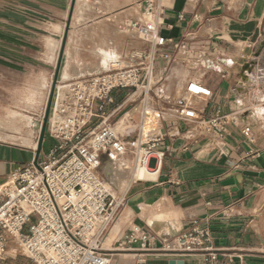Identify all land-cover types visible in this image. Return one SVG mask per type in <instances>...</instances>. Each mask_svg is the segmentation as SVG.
<instances>
[{"label":"built area","instance_id":"obj_1","mask_svg":"<svg viewBox=\"0 0 264 264\" xmlns=\"http://www.w3.org/2000/svg\"><path fill=\"white\" fill-rule=\"evenodd\" d=\"M176 1L135 4L139 13L127 26L145 44L143 50L112 58L106 70L58 81L47 134L59 144L45 159L15 169L0 182V264L16 260L18 252L32 264H112L116 253L127 251L200 253L208 261L217 259L211 229L199 220L175 236L138 224L128 226L111 247L106 246L126 208V194L136 183L158 181L172 141L183 139V151L205 139L221 149L229 124L245 137L252 133V127L241 121L252 111V103L224 111L213 105L214 92L204 82L209 71L227 75L217 58L219 36L211 29L216 17L208 10L203 15L199 6L226 5V0H182L178 21L197 28L179 38L162 31L165 15L175 10ZM206 22L210 29L206 38H200ZM249 63L255 67L253 59ZM184 70L191 74L180 75ZM260 77L264 80V73ZM118 91L121 101L113 106ZM120 121L123 131L117 126ZM109 162L127 164L130 172L158 171V176L133 177L126 189L119 190L104 171Z\"/></svg>","mask_w":264,"mask_h":264},{"label":"crops","instance_id":"obj_2","mask_svg":"<svg viewBox=\"0 0 264 264\" xmlns=\"http://www.w3.org/2000/svg\"><path fill=\"white\" fill-rule=\"evenodd\" d=\"M138 1L76 0L72 8L73 0H0V92L4 81L13 80L11 77L25 83L50 81L68 25L60 82L106 70L112 58L143 50L145 44L123 30V25L137 17ZM175 6L166 13L162 31L179 38L197 25L179 22L177 12L183 8V1L177 0ZM132 9L135 15H131ZM207 10L217 20L211 29L219 36L217 58L223 61L227 75L209 71L204 78L206 85L208 77L216 75L221 80L216 91L207 85L214 92L213 105L231 111L250 101L258 102L264 98V80L260 77L264 50L258 58L253 54L264 41V0H240L235 8L221 3L199 6L203 15ZM209 26L206 22L198 37L206 38ZM132 39L137 40L136 45ZM251 59L255 67L245 70ZM32 96L37 98L35 93ZM114 96H121V91ZM256 110L259 114L255 116L251 111L241 117L252 127L251 136H243L239 127L229 124L221 149L213 148L205 139L183 151V139L172 141L158 181L132 185L126 194V208L106 242L119 236L132 208L134 222L160 235L175 236L194 220L201 221L211 229V245L219 251L217 259L208 261L200 253L172 256L127 251L116 253L112 264H169L171 259L183 260L184 264H264V125L263 109ZM46 143L55 145L57 141L45 138L41 153ZM35 157L33 146L0 139V182ZM150 214L166 218L150 224Z\"/></svg>","mask_w":264,"mask_h":264},{"label":"rangeland","instance_id":"obj_3","mask_svg":"<svg viewBox=\"0 0 264 264\" xmlns=\"http://www.w3.org/2000/svg\"><path fill=\"white\" fill-rule=\"evenodd\" d=\"M240 0H226L227 5L230 7H237ZM131 15H135V10L132 9ZM217 22V20H215ZM128 23L123 25V30L127 31L131 38L135 36V33L129 31ZM132 45L137 44V40L132 39ZM264 73V72H262ZM188 71H181L180 75H188ZM13 80L11 82L4 81L3 88L0 92V139L5 141H12L15 143H19L22 145H31L35 147L38 142L40 127L43 122V117L45 113V107L47 104V99L49 96L51 83L53 77L50 81H33V82H21L15 81V77H11ZM50 82V83H49ZM221 80L216 78V75L208 77L207 85L210 86L214 91H216L219 87ZM179 88V86L177 87ZM33 93L37 94V98L33 97ZM37 99V100H36ZM121 101V97L115 98V103L113 106L117 105ZM198 101V100H197ZM252 104V111L258 113L256 109H263V113L261 118V122L264 125V98L257 101H250ZM249 104V103H248ZM250 105V106H251ZM248 105L244 106L246 108ZM259 114V113H258ZM11 136V137H10ZM47 140L50 139L46 132ZM59 144V142L57 141ZM53 143H46L43 149V153H41L39 159H45V152L49 149L53 148ZM61 154V151L58 153ZM108 165V164H107ZM105 167V171H108V167ZM125 165V164H124ZM129 167L124 166V168ZM130 170V169H129ZM127 181L131 179V173H128ZM146 177V176H145ZM126 181V183H127ZM125 183V184H126ZM135 212L130 211L128 217L125 218V223L122 228V231L128 227L137 225V222H134ZM145 212V211H144ZM144 214V213H143ZM155 214L151 218H149L148 222L153 224L154 222H163L166 217L164 215ZM143 216V215H142ZM154 217V218H153ZM121 231V232H122ZM117 236L113 241L106 243L107 247H111L113 242L118 238ZM107 242V241H106ZM18 252V251H17ZM10 255H15L14 252L10 253ZM9 264H32L31 261L22 253L18 252L16 260H9Z\"/></svg>","mask_w":264,"mask_h":264},{"label":"water","instance_id":"obj_4","mask_svg":"<svg viewBox=\"0 0 264 264\" xmlns=\"http://www.w3.org/2000/svg\"><path fill=\"white\" fill-rule=\"evenodd\" d=\"M75 3H76V0H73L72 8H74ZM68 32H69V25H68V27L65 30L64 37H63V40H62V46H61L59 58H58V61H57V64H56L55 73H54V76H53V80H52L49 96H48V99H47V104H46V107H45V113H44V117H43V122H42V125L40 127V134H39L38 144H37V149H36V157H35V160H34L36 164L38 162V159H39V156H40V153L42 151L43 144H44V141H45V138H46L48 119H49V116H50L52 103H53V98H54L56 86H57V83L59 81V76H60V72H61V68H62V59H63V55H64V48H65V45H66ZM263 50H264V41H261V43L258 44L257 47L255 48L253 56L255 58H258L262 54ZM244 69L245 70H250L251 69V64L247 63L245 65ZM169 264H184V261L183 260H179V259H171L169 261Z\"/></svg>","mask_w":264,"mask_h":264},{"label":"bare ground","instance_id":"obj_5","mask_svg":"<svg viewBox=\"0 0 264 264\" xmlns=\"http://www.w3.org/2000/svg\"><path fill=\"white\" fill-rule=\"evenodd\" d=\"M246 77V76H245ZM243 82V81H242ZM52 84V83H51ZM241 84V83H240ZM243 84V83H242ZM243 87V86H242ZM58 89V87H57ZM118 128L119 130L123 131V124L122 122L120 121L118 123ZM11 137V136H10ZM108 164V165H107ZM107 167H108V172L105 171V167L106 165L104 166V171L106 172V174L108 175V177L110 178V181H111V184L112 186L116 187L117 189L119 190H124L126 189L131 181L133 180V177H135L137 180H140V179H147V180H154L157 178L158 176V171H151V170H148L146 168H139L137 171H133V172H130V170L124 166H126V164H114V163H107ZM131 173V179L129 181H127V177L128 176V173ZM146 176V177H145ZM127 181V183H126ZM126 183V184H125ZM119 188H118V187ZM148 208V207H147ZM130 211H133V209H129V212ZM144 211V210H143ZM147 211V210H146ZM146 213V212H144ZM128 214V213H127ZM155 214H150V218L152 216H154ZM144 216V215H143ZM128 217V216H127ZM154 218V217H153ZM123 220V219H122ZM121 234V233H120ZM119 234V235H120ZM13 251H11L10 253H12Z\"/></svg>","mask_w":264,"mask_h":264}]
</instances>
